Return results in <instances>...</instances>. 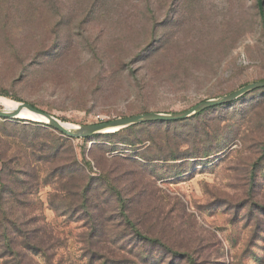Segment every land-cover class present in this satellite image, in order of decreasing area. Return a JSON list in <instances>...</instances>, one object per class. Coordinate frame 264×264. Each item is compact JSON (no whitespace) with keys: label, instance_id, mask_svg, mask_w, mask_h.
Wrapping results in <instances>:
<instances>
[{"label":"rangeland","instance_id":"obj_1","mask_svg":"<svg viewBox=\"0 0 264 264\" xmlns=\"http://www.w3.org/2000/svg\"><path fill=\"white\" fill-rule=\"evenodd\" d=\"M260 81L264 0H0V97L61 123ZM0 264H264V89L0 119Z\"/></svg>","mask_w":264,"mask_h":264},{"label":"water","instance_id":"obj_2","mask_svg":"<svg viewBox=\"0 0 264 264\" xmlns=\"http://www.w3.org/2000/svg\"><path fill=\"white\" fill-rule=\"evenodd\" d=\"M261 88H264V81L247 85L221 99L208 100L203 103H200L197 106L191 108L190 110L182 114L169 115V114H161V113H148V114L126 117V118H117L110 121H103L93 125L82 126V127H78V129L75 131L68 130L66 127L63 126V124H61L59 120L33 107L28 103H20L18 108L12 113H7L4 112L2 109H0V119H4V120L24 119L20 117V114L21 112L27 110L31 112L34 116L43 118L45 122L42 123L54 127L62 134L70 138L84 139V138H91L95 135H100L103 133L114 134L122 130H125L127 128H130L132 126H136L143 123L173 122V121L186 120L204 111L205 109L232 102L253 90H257ZM26 120L41 122L33 119H26Z\"/></svg>","mask_w":264,"mask_h":264},{"label":"bare ground","instance_id":"obj_3","mask_svg":"<svg viewBox=\"0 0 264 264\" xmlns=\"http://www.w3.org/2000/svg\"><path fill=\"white\" fill-rule=\"evenodd\" d=\"M18 106H19V103H17V102H14V101L7 99V98L0 97V108L4 112L12 113L18 108ZM20 117L25 118V119H33V120L45 122V120L43 118L36 117L31 112H29L27 110L21 112ZM61 124H63L64 127H66L68 130H71V131H75L78 129L77 126L72 125V124H66V123H61Z\"/></svg>","mask_w":264,"mask_h":264},{"label":"trees","instance_id":"obj_4","mask_svg":"<svg viewBox=\"0 0 264 264\" xmlns=\"http://www.w3.org/2000/svg\"><path fill=\"white\" fill-rule=\"evenodd\" d=\"M262 4H260L261 6ZM261 89H264V88H261ZM259 90V89H257ZM243 97V96H242ZM237 100V99H236ZM220 106V105H219ZM34 107V106H33ZM215 107H218V106H215ZM215 107H211V108H215ZM180 121H183V120H180ZM173 122H178V121H173ZM172 122H158L157 124H167V125H170ZM147 124H150V123H147ZM121 132V131H120ZM120 132H117V133H114L112 135H116V134H119ZM84 139H88V138H84Z\"/></svg>","mask_w":264,"mask_h":264}]
</instances>
